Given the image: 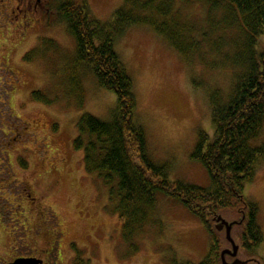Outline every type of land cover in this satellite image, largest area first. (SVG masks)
<instances>
[{
	"label": "rangeland",
	"instance_id": "rangeland-1",
	"mask_svg": "<svg viewBox=\"0 0 264 264\" xmlns=\"http://www.w3.org/2000/svg\"><path fill=\"white\" fill-rule=\"evenodd\" d=\"M175 2L181 21L190 25L189 35L206 36L207 62L186 61L148 26L129 28L117 38L114 50L133 82L134 122L144 130L152 162L167 166L171 183L208 188L206 170L191 156L200 133L213 136L209 95L213 90L228 93L238 70L225 64L226 57L244 37L237 23L223 21L220 11L211 16L203 4ZM122 4L123 0H87L90 12L102 23H110ZM20 24L0 17V78L7 75L15 130L19 128L23 137L15 143L11 171L16 181L28 185L23 210L27 218L21 223L30 227L31 249L36 243L46 252L52 249L58 264H201L210 251L208 233L198 218L169 196L158 194L147 219L139 223L143 225L136 224L133 238L124 241L117 200H111L109 188L97 175H87L83 152L73 149L80 116L109 121L115 97L100 89L84 67L76 68L75 43L61 20L47 31L38 27L23 31ZM45 35L51 43L41 46L36 38ZM219 39L223 47L215 50L212 44ZM30 48L33 51L27 52ZM262 144L264 131L255 142ZM19 156L28 163L26 171L18 168ZM242 198L257 206L263 235V243L248 255L264 264V161ZM220 216L228 224L241 219L230 213ZM240 228L230 231L235 244L240 243ZM249 257L239 252V259Z\"/></svg>",
	"mask_w": 264,
	"mask_h": 264
},
{
	"label": "trees",
	"instance_id": "trees-1",
	"mask_svg": "<svg viewBox=\"0 0 264 264\" xmlns=\"http://www.w3.org/2000/svg\"><path fill=\"white\" fill-rule=\"evenodd\" d=\"M178 2L203 4L209 15L220 11L223 21L228 25L237 23L244 37L232 56L226 57L229 62L225 64L238 70L228 93L213 90L209 95L213 136L200 133L191 156L206 170L210 187L171 183L167 166L152 162L144 130L134 122L137 102L133 82L114 50L117 38L129 28L148 26L186 61L207 62L210 49L203 46L206 36H190V25L181 21L175 0H123L110 23L94 18L87 0L60 3V20L75 43L76 68L84 67L100 89L115 97L109 121L89 114L80 116L73 149L83 152L87 175H97L109 188L111 200H117L115 212L124 222L126 243L137 231L136 224L147 219L156 196L162 194L181 202L207 231L211 246L201 264H218L220 240L213 231L216 216L240 215L244 224L240 236L243 251L250 254L263 243L257 225L258 208L245 202L242 193L264 161V144L255 145L264 131V0ZM214 42V49L223 47L221 39Z\"/></svg>",
	"mask_w": 264,
	"mask_h": 264
},
{
	"label": "flooded vegetation",
	"instance_id": "flooded-vegetation-1",
	"mask_svg": "<svg viewBox=\"0 0 264 264\" xmlns=\"http://www.w3.org/2000/svg\"><path fill=\"white\" fill-rule=\"evenodd\" d=\"M62 1L0 0V17L12 19L13 22L17 23L21 21L19 28L23 31H28L31 27H38L42 29V31H47L60 21V15L57 9ZM36 40L40 41L41 46L43 44L47 45L49 42L51 43L46 35L41 38H36ZM36 40L34 38V43ZM30 51H33V48L27 50V52ZM24 55L22 58L23 60L26 59ZM6 76L0 78V236L3 238L0 239V264H26V262L27 264H58L59 257L52 253V249L46 252L38 248L37 243L36 247L31 249L29 244L30 227L21 223V220H26L27 218H25L23 214L24 206L27 205V199H24V195L26 194L28 197L30 194L28 185L16 181L11 171L13 167L11 155L14 152L15 143L20 142L23 137L22 132L21 134L19 132V128L15 130V114L11 107V92H9L11 86L7 83ZM27 165L28 163L25 158L19 156L18 168L22 171H26L28 168ZM15 183L19 184V186H16ZM14 195H16V198H14ZM9 201H12V203H9ZM14 205L17 209L13 208ZM217 218L218 216H216L214 222L217 221ZM18 222L21 224H18ZM220 226L222 225L214 224L215 230L213 229L214 232L217 231L216 236H219L220 240L218 264H233L238 261L241 264H259L258 261L249 257V253L242 250L240 243L235 244L231 237L230 241L227 239L225 227L217 230ZM234 226L241 227V232H237V237L240 239L244 226L243 219L238 224L233 223L232 228ZM222 231L225 234L224 237L220 234ZM25 232L27 234H25ZM224 244H228L229 247L225 248ZM233 247L236 248V251L233 250ZM240 251L245 254L247 258L249 257V259H239Z\"/></svg>",
	"mask_w": 264,
	"mask_h": 264
},
{
	"label": "water",
	"instance_id": "water-1",
	"mask_svg": "<svg viewBox=\"0 0 264 264\" xmlns=\"http://www.w3.org/2000/svg\"><path fill=\"white\" fill-rule=\"evenodd\" d=\"M217 224H221L222 226H220L219 228H217V230H220L222 227H225L226 228V232H227V239L230 241V230H231V227H232V224L231 225H228L227 222H225L221 217H218L217 218V221H216ZM233 244V243H232ZM233 250L236 251V248L233 247ZM27 264V262H26ZM233 264H241L239 261L238 262H235Z\"/></svg>",
	"mask_w": 264,
	"mask_h": 264
}]
</instances>
